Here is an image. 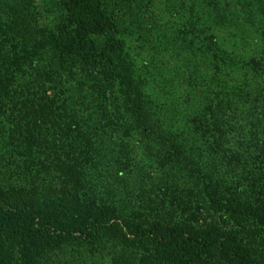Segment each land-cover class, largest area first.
Listing matches in <instances>:
<instances>
[{
	"label": "trees",
	"instance_id": "trees-1",
	"mask_svg": "<svg viewBox=\"0 0 264 264\" xmlns=\"http://www.w3.org/2000/svg\"><path fill=\"white\" fill-rule=\"evenodd\" d=\"M54 3L60 21L39 27L32 0H0V264H264L232 228L199 224L201 202L177 217L162 200L152 208L151 198L156 213L147 217L128 214L118 197L132 183L128 138L137 134L174 149L186 173L198 175L208 210L250 218L264 230V204L244 201L220 174L224 157L181 143L188 134L232 128L242 105L254 112L263 101L264 86L252 94L220 66L242 68L220 60L217 75L204 79V112L172 131L117 36L123 18L106 0ZM181 9L185 37L237 23L264 38V0H181ZM194 42H185L188 49ZM242 67L264 78V62ZM49 146L47 165L38 149Z\"/></svg>",
	"mask_w": 264,
	"mask_h": 264
},
{
	"label": "rangeland",
	"instance_id": "rangeland-1",
	"mask_svg": "<svg viewBox=\"0 0 264 264\" xmlns=\"http://www.w3.org/2000/svg\"><path fill=\"white\" fill-rule=\"evenodd\" d=\"M32 1L38 12L37 26H52L60 21L53 9L54 0ZM106 1L110 12L124 20L120 22L117 36L124 41L136 72L147 80V93L168 129L179 132L196 113L204 112L203 95L207 90L204 79L214 72L217 75L216 65L220 60H231L242 68L234 73L235 70L220 66L229 71V77L235 81L246 82L252 94L264 86L263 74L257 77L251 69L242 67L252 59L264 62V38L250 26L237 23L231 27L202 26L194 31V35L185 37L183 31L188 21L183 15L181 0ZM129 10L137 14V19L130 17ZM189 39L197 41L192 44L195 47L192 50L188 49V42L185 43ZM255 106L256 110L252 112L248 104L242 105V120L232 128L225 126L223 134H188L181 142L194 147L196 154L218 152L222 155L225 161L220 174L250 205L264 204V99L257 101ZM257 115L261 116L260 120L256 119ZM128 140L132 158L128 161L131 170L128 178L132 183L126 189L128 192L121 189L118 195L128 214L143 212L144 216L153 217L156 210L148 206L151 198L154 200L152 208L162 200L170 215L177 217L181 215V207L190 202H201L204 208L197 213L199 224L212 221L221 227L232 228L241 243L254 256L264 260L263 228L250 218L228 214L221 217L208 210L200 197L198 175L186 173L170 145L157 146L137 134ZM209 145L213 147L209 148ZM53 156L51 146L38 149L39 161L47 165ZM96 264L110 262L103 259Z\"/></svg>",
	"mask_w": 264,
	"mask_h": 264
}]
</instances>
